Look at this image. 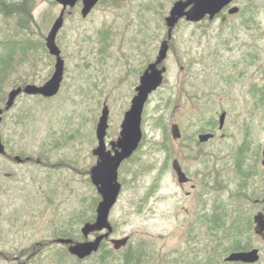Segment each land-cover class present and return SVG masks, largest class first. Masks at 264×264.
<instances>
[{
	"label": "rangeland",
	"instance_id": "1",
	"mask_svg": "<svg viewBox=\"0 0 264 264\" xmlns=\"http://www.w3.org/2000/svg\"><path fill=\"white\" fill-rule=\"evenodd\" d=\"M175 1L120 0L113 5V0H103L85 18L80 2L66 12L58 39L65 59L61 91L43 103L21 94L3 114L1 134L9 150L8 156L0 154V264H18L28 257H32L28 264H100L98 253L80 262L72 257L61 262L56 256L64 246L38 245L35 255L33 247L52 240L62 225L82 235L84 222L76 215H96L101 196L92 183L91 169L98 160L93 150L103 106L110 108L109 143L120 135L139 83L138 71L147 61L134 40L145 29L148 60L154 61L167 37L165 18ZM233 4L253 10L248 14L253 27H245L241 12L231 15L227 9L212 20L207 17L192 24L182 20L177 25L163 63L164 83L145 105L141 147L119 169L122 190L110 213L113 235L130 236L135 248L144 244L155 260L173 258L179 249L188 248L189 240L199 246L210 240L199 220L203 206L209 216L214 204L223 202L228 208L241 207L243 215L252 219L263 206L264 107L259 95L264 86V0ZM61 9L56 0H35L34 22L23 32L17 27L18 17L0 14L1 39L24 38L37 46L27 55L14 53L18 67L3 86L6 97L4 102L0 98V107H5L14 87L42 85L51 77L56 59L46 47V36ZM5 49L0 45L1 58ZM223 111H227L225 127L218 130ZM19 113L28 126L17 124ZM214 121L216 137L197 148L203 155L192 166L198 172L208 169V185L186 198L188 187L180 186L172 167L162 171L166 156L186 152L172 138L171 125L178 123L185 138L196 139L197 131ZM166 134L169 149L165 151L161 145ZM245 142L247 178L237 168L238 149ZM40 153L49 155L50 162ZM16 155L23 162L16 161ZM28 157L33 160L26 161ZM252 230V238L245 235L243 241L260 248L259 262L264 264V240L255 234L254 226ZM107 262L118 264V258Z\"/></svg>",
	"mask_w": 264,
	"mask_h": 264
},
{
	"label": "water",
	"instance_id": "2",
	"mask_svg": "<svg viewBox=\"0 0 264 264\" xmlns=\"http://www.w3.org/2000/svg\"><path fill=\"white\" fill-rule=\"evenodd\" d=\"M235 0H176L166 16L165 22L168 28L167 37L162 41L158 55L155 61L151 62L140 78V83L136 87V94L132 98L130 108L125 112L121 123L120 135L116 140L107 142V133L109 128L110 108L104 104L102 113L96 127V137L98 144L93 153L98 156L96 165L91 169V180L96 186L101 196L96 207V218L94 221H87L83 224L81 232L85 238L83 241L74 240L70 237H59V244L68 245L69 252L85 259L96 253L104 238L109 237L114 231L110 222V213L118 201L122 190V183L119 181V169L124 161L133 156L143 140V113L145 105L151 94L158 90L165 80L167 67L163 64L170 50V42L173 38V32L181 20L188 22H201L207 17L212 20L222 11L227 9L231 15L238 14L241 8L234 5ZM62 6L60 14L54 20L48 35L46 37V46L49 53L56 57L54 72L51 77L42 85L29 83L20 85L10 90L5 107H0V154L6 153V146L2 141L1 122L3 114L10 110L16 103L21 94L41 95L45 98H52L59 94L65 74V59L57 43V36L64 25L65 14L69 8H74L79 2L82 3L81 13L86 17L100 0H56ZM227 117V111L219 115V126L223 128ZM171 134L174 138H180L182 133L178 123L171 126ZM213 132L201 133L199 141L207 142L214 138ZM110 146V148H109ZM262 165L264 166V150L262 152ZM16 161L23 162L21 156H15ZM179 181L184 183L188 181L187 175L183 172L181 166L175 163ZM259 200H257L258 202ZM264 202V199L262 200ZM254 232L264 240V209L258 211L254 216ZM107 230L95 237L89 239L95 232ZM130 236L113 238L112 243L115 249H121L128 245ZM1 254V250H0ZM262 258L259 247L237 250L229 252L224 260L225 262H241L247 264L258 263Z\"/></svg>",
	"mask_w": 264,
	"mask_h": 264
},
{
	"label": "trees",
	"instance_id": "3",
	"mask_svg": "<svg viewBox=\"0 0 264 264\" xmlns=\"http://www.w3.org/2000/svg\"><path fill=\"white\" fill-rule=\"evenodd\" d=\"M34 2L35 0H0V14L2 13L5 17H18L17 27L19 28V31H26L30 29L31 24L34 22ZM119 2L120 0H113L111 4L116 5L119 4ZM224 11H222L219 15H222ZM240 12L244 17L243 21L245 22V27L248 29L253 27L254 22L251 24V19L248 17V14L252 15L253 10H241ZM188 23L192 24V22ZM0 45L6 48V51L3 54L2 58L0 55V98L1 102H4L6 94L3 90V86L6 83L8 77L14 71H16L18 67V63L14 59V53L19 50L24 55H27L31 50H35L37 46L33 45L29 39L22 38L21 40H14L12 37H6V39H1L0 37ZM260 93L261 94L259 95V102L261 107H264V86L260 88ZM28 96L40 98L42 101H39L40 103H43L45 99H50L45 98L41 95ZM204 116L205 110L203 109L200 117L203 118ZM16 121L19 125L28 126V123H26L24 120V115L21 113L18 114V119ZM159 122L163 123V120ZM214 123L215 121L210 123L212 127L215 126ZM248 148L249 147L247 145V142H245L238 149L239 152L237 168L244 178H247L249 175V172L245 171L243 167L246 161ZM39 156L47 160L46 162H50L51 160V157L49 155H44L42 153ZM241 186L243 188L247 187V185L244 183ZM240 194L246 195L247 193L241 192ZM252 196L261 197L259 194H253ZM99 199L100 196L95 198L93 207L96 205ZM76 216L82 219L81 222L85 223L87 221H94L96 215L82 218V216L84 215L82 214V212H79ZM199 220H201L202 225L207 228L206 237L209 236L210 240L206 243H201L200 246L199 242H196V240H189L188 248L185 250L179 249L177 254H175L173 258L162 257L161 259L155 260V258L153 259L149 255V251H151L152 249L144 246V244L135 248L134 244L131 241L122 251L117 252V255L113 256V258H118V264H152L156 261H159L157 264H247L241 262H225L224 258L231 251L245 250L252 247L250 246L249 241H243L245 235L249 236L250 239L252 238V228L254 226V220L251 218V216H244L243 209L241 207L232 209L224 205L223 202H216L214 204L211 215L208 216L205 213L204 215L200 216ZM67 221L68 220H66L65 222ZM194 228L191 230L196 233V227ZM195 233L193 234V236L195 235ZM54 237H70L75 240L83 239L82 235L77 236V234L72 231L71 227H63V225L60 226L59 230L54 233ZM193 243L198 246H194ZM59 250L60 251L57 252L58 254L56 257L61 260V262H66L69 257L76 258L79 262L82 261L76 256L74 257L65 246L62 247V249L60 248ZM110 255V252L106 251L101 259H98V262L100 264L108 263L107 259L110 258ZM260 262L255 264H261Z\"/></svg>",
	"mask_w": 264,
	"mask_h": 264
},
{
	"label": "flooded vegetation",
	"instance_id": "4",
	"mask_svg": "<svg viewBox=\"0 0 264 264\" xmlns=\"http://www.w3.org/2000/svg\"><path fill=\"white\" fill-rule=\"evenodd\" d=\"M80 3V2H79ZM78 3V4H79ZM100 3V2H99ZM98 3V4H99ZM77 4V5H78ZM97 6V5H96ZM75 8V7H74ZM74 8H69L68 9V13H71L72 11H71V9H74ZM95 8V7H94ZM93 8V9H94ZM92 12V11H91ZM90 12V13H91ZM66 15V14H65ZM81 15H82V13H81ZM90 14H88L87 16H89ZM86 16V17H87ZM82 17H84L83 15H82ZM85 18V17H84ZM64 23H65V20H64ZM64 26V25H63ZM63 29V27L61 28V30ZM61 30L59 31V33H58V36H57V43L59 42V35H60V32H61ZM145 31V29H143V31L141 32V33H139L138 34V36H140V38H137V39H135L134 40V45L138 48V49H140L141 50V53H142V56L144 57L143 59H147V61L145 62V64L140 68V70L138 71L139 73H140V75H139V83H140V78H141V76H142V74L145 72V70L147 69V67L149 66V64L151 63L149 60H148V53H149V48H148V44H149V38L147 37V33L146 32H144ZM47 37V36H46ZM58 45H59V43H58ZM47 47V46H46ZM61 48V47H60ZM61 51H62V56H63V50L61 49ZM51 55V54H50ZM51 56H53V55H51ZM55 59H56V57L55 56H53ZM56 61V60H55ZM155 61V60H154ZM153 62V61H152ZM55 66V65H54ZM134 69L136 70V67H134ZM139 83L135 86V94H136V87L139 85ZM226 122V121H225ZM219 124H220V122H219ZM172 126V125H171ZM224 127H225V124H224V126H223V128H221L219 125H218V130H223L224 129ZM181 129V128H180ZM215 131H216V129H215V127H212V125H210V126H208V127H206V128H204V129H200V130H198L197 131V135H196V139L194 138V137H189V138H185V136L183 135V133H182V131H181V133H182V135H181V137L180 138H174L173 136H172V134H171V136H172V138L173 139H175V140H177L178 142H179V145L181 144V147L184 149L185 148V154H184V156H182V155H177V156H173V155H171V154H169V156H166V158L164 159V162H163V165H162V171H165V169L167 168V167H169V166H171L172 167V169L174 170V172H175V174H176V177H177V180H178V183L180 184V186L181 187H188L187 189L188 190H186V193H185V197L186 198H188V197H192L193 196V194H194V192H196L197 191V189L201 186V185H208V179H209V171H208V169H206V170H203V171H200V172H198L197 170H193L192 169V166H194V164H195V161H196V159L199 157V156H202L203 154H202V152L203 151H201V150H198L197 148H199V147H201L203 144H205V143H207V142H209L210 140H212V139H214L215 137H216V133H215ZM171 132V131H170ZM207 132H213L214 134H215V136H214V138H211L209 141H207V142H201V141H199V135L201 134V133H207ZM222 135H224V134H222ZM2 141H3V143L5 144V146H6V153L5 154H1V156L2 157H4V156H8V150H9V148H8V144H7V142H6V140L3 138V136H2ZM168 141H169V136L166 134L165 136H164V138H163V141H162V145H161V148L163 149V150H167V149H169L168 147H169V145H168ZM141 144H142V142H141ZM141 144H140V146H139V148H138V150L140 149V147H141ZM109 148H110V146H109ZM188 149V150H187ZM137 150V151H138ZM134 155V154H133ZM133 158V157H132ZM40 159V158H39ZM37 160L36 162L38 163L40 160ZM130 159V158H129ZM128 159V160H129ZM33 159H31L30 157H28L27 159H26V161H32ZM127 161V160H126ZM123 163H125V161L123 162ZM175 163H177V164H179L180 166H181V168H182V170H183V172L187 175V177H188V181H186V182H184V183H181L180 181H179V177H178V174H177V171L175 170ZM197 175H198V177H197ZM259 202V201H258ZM262 204H263V206H262V208H261V210H263L264 209V202H262ZM205 210H206V208L204 209V206H203V208H202V210H201V213L200 214H203L204 215V213H205ZM207 214V213H206ZM202 216V215H201ZM95 218H96V216H95ZM95 218H94V220H95ZM114 227V226H113ZM105 232H107V230H104V231H101V232H95V233H92L91 235H90V238L89 239H94L95 237H97L98 235H100V234H102V233H105ZM114 232H115V228H114V231L110 234V236L109 237H106V238H104L103 240H102V242H101V245H100V248H99V250L96 252V253H98L99 255L101 254V257L104 255V253H106V251H108V252H110V258H113V256H115V255H117V252H119V251H122L125 247H122L121 249H115L114 248V246H113V243H112V239L113 238H115L114 237ZM93 236V237H92ZM59 238V237H58ZM58 238H56V237H54V238H52V240H49V241H45V242H38L34 247H33V250H34V252H33V255H35L36 253H38V250L40 249V248H38V245L42 248L43 246H46V245H48L49 243H56V244H59L58 242H57V239ZM131 238V237H130ZM83 240H85V238H83V239H81V241H83ZM129 242H130V240H129ZM129 244V243H128ZM59 245H61V244H59ZM61 246H65V247H67L68 248V245H61ZM2 253V252H1ZM95 253V254H96ZM32 255V256H33ZM94 255V254H93ZM93 255H91V256H89V257H87V258H85V259H88V258H90V257H92ZM1 256V255H0ZM75 257V256H74ZM110 258H108V259H110ZM107 259V260H108ZM30 260V257H28L25 261H23V262H19L18 264H28V261Z\"/></svg>",
	"mask_w": 264,
	"mask_h": 264
}]
</instances>
